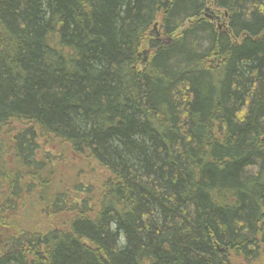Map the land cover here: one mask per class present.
Masks as SVG:
<instances>
[{
	"label": "trees",
	"instance_id": "trees-1",
	"mask_svg": "<svg viewBox=\"0 0 264 264\" xmlns=\"http://www.w3.org/2000/svg\"><path fill=\"white\" fill-rule=\"evenodd\" d=\"M263 249L264 0H0V264Z\"/></svg>",
	"mask_w": 264,
	"mask_h": 264
},
{
	"label": "rangeland",
	"instance_id": "rangeland-1",
	"mask_svg": "<svg viewBox=\"0 0 264 264\" xmlns=\"http://www.w3.org/2000/svg\"><path fill=\"white\" fill-rule=\"evenodd\" d=\"M73 158H74V156L67 157L65 160L64 159L63 160L58 159L57 160L58 167L56 168V171L61 172L62 174L64 173V175H68V177L73 178V176L70 174V171H72V169H70V168L74 167L76 165H77V167H79L81 165V164H79L80 160H78V159L73 160ZM85 173H90V175L85 174ZM92 173L98 177H100V175H101V172L99 170L97 171V173H94L93 169H91L88 172L81 173L79 179L82 180L83 182H87L90 178H92V176H93ZM83 174H85L87 176V178L86 177L84 178ZM90 180L92 181L93 184L97 185L96 179H90ZM28 206H29V204H28ZM30 215H31V210L28 207L26 213L23 215H20V217H19L20 226H25V227L27 226L29 228H36V229H41V227L43 228V224L45 223L46 219L41 218V220H39V222H38V220L34 217V220L36 222H33L32 223L33 225L31 226V225L27 224L28 220L26 222V218L33 217ZM252 264H264V249L261 250V254H260L259 258L255 261H253Z\"/></svg>",
	"mask_w": 264,
	"mask_h": 264
},
{
	"label": "bare ground",
	"instance_id": "bare-ground-1",
	"mask_svg": "<svg viewBox=\"0 0 264 264\" xmlns=\"http://www.w3.org/2000/svg\"><path fill=\"white\" fill-rule=\"evenodd\" d=\"M52 36V35H51ZM48 39V38H47ZM49 40V39H48Z\"/></svg>",
	"mask_w": 264,
	"mask_h": 264
}]
</instances>
